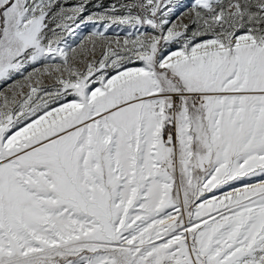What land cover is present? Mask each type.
Listing matches in <instances>:
<instances>
[{"label":"snow or ice","instance_id":"6c2138e0","mask_svg":"<svg viewBox=\"0 0 264 264\" xmlns=\"http://www.w3.org/2000/svg\"><path fill=\"white\" fill-rule=\"evenodd\" d=\"M0 85V264H264V0H0Z\"/></svg>","mask_w":264,"mask_h":264},{"label":"rangeland","instance_id":"374dc122","mask_svg":"<svg viewBox=\"0 0 264 264\" xmlns=\"http://www.w3.org/2000/svg\"><path fill=\"white\" fill-rule=\"evenodd\" d=\"M78 2V0H69V4H74ZM115 0H92V4H95V3H102L105 7H108L110 4L114 3ZM124 2H130V0H124ZM183 2L185 4H188L190 3V0H183ZM103 9H97V8H94L92 7V5L90 4L89 5V11H102ZM180 11H183V9H181ZM87 14V13H86ZM177 15H179V12L177 13ZM173 19H175V17H173ZM179 23V21H177ZM183 22L187 23V20L185 19ZM91 30V26H89L88 28H85L83 29V32H82V37L83 36H86ZM119 32V38L121 39V41L123 40V38L125 37L126 35V32L124 31H120L119 29H115L114 31H110L107 35L115 40L116 39V33ZM99 55V49L97 50V56ZM45 84H49L51 83V81H48V80H45L44 81ZM3 85H0V90L3 89ZM228 189H225V191H227ZM217 195H219V193H217Z\"/></svg>","mask_w":264,"mask_h":264}]
</instances>
